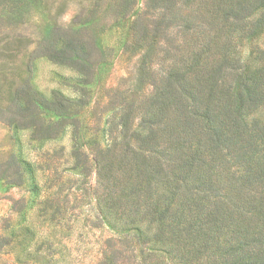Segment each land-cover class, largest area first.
Masks as SVG:
<instances>
[{
    "label": "rangeland",
    "instance_id": "374dc122",
    "mask_svg": "<svg viewBox=\"0 0 264 264\" xmlns=\"http://www.w3.org/2000/svg\"><path fill=\"white\" fill-rule=\"evenodd\" d=\"M70 38L77 46L64 53ZM188 51L207 65L223 59L228 85L236 70L250 87L256 80V106L243 114L257 136L252 160L264 170V0H0V264H127L112 258L108 241L120 224L100 223L106 190L93 153L111 142L122 114L139 128L154 84ZM56 98L81 102L70 116ZM75 144L89 153L87 174Z\"/></svg>",
    "mask_w": 264,
    "mask_h": 264
},
{
    "label": "trees",
    "instance_id": "16d2710c",
    "mask_svg": "<svg viewBox=\"0 0 264 264\" xmlns=\"http://www.w3.org/2000/svg\"><path fill=\"white\" fill-rule=\"evenodd\" d=\"M76 46L70 38L62 50ZM191 53H181L180 67L162 86L154 84L139 128L130 129L129 113L122 114L112 120L111 142L93 153L97 181L106 190L100 223L114 218L121 228L108 240L112 258L127 264H264V196L253 190L264 170L252 160L257 136L244 118V110L256 106V80L250 87L236 70L228 85L223 59L207 65L202 52ZM75 69L89 74L87 65ZM78 102L56 98L52 104L73 116ZM77 128L73 124L74 138ZM161 137L170 144L161 145ZM193 140L197 145H190ZM222 150L226 165L217 159ZM73 154L87 174L88 151L75 144ZM234 162L246 163L244 173H233Z\"/></svg>",
    "mask_w": 264,
    "mask_h": 264
}]
</instances>
